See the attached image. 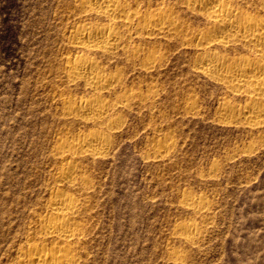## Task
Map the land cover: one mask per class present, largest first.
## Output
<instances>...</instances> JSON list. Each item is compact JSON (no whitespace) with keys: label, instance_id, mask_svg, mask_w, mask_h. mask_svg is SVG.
<instances>
[{"label":"rangeland","instance_id":"obj_1","mask_svg":"<svg viewBox=\"0 0 264 264\" xmlns=\"http://www.w3.org/2000/svg\"><path fill=\"white\" fill-rule=\"evenodd\" d=\"M128 1L141 11L177 7L174 16L187 31H134L124 41L140 48L138 57L119 51L97 58L105 73L121 75L115 93L102 98L138 94L106 123L118 125L109 153L79 160L90 180L84 264H264V127L223 119V97L243 107L245 96L194 69L197 52L188 44H195L191 33L206 30L202 13L184 0ZM73 4L0 0V264H16L18 245L43 212L51 174L61 165L53 156L60 137L72 140L105 128L77 124L61 110L64 96H93L82 83L72 87L62 73L65 57L80 56L68 51L70 30L106 22L82 21ZM246 9L264 15L260 7ZM231 50L230 56L245 54ZM152 51L157 62L151 68L144 56ZM165 142L168 149L157 153ZM190 196L203 201L206 211L185 208ZM187 223L199 227L190 245L180 239ZM173 251L184 262L172 259Z\"/></svg>","mask_w":264,"mask_h":264},{"label":"bare ground","instance_id":"obj_2","mask_svg":"<svg viewBox=\"0 0 264 264\" xmlns=\"http://www.w3.org/2000/svg\"><path fill=\"white\" fill-rule=\"evenodd\" d=\"M184 1L187 8L195 10L196 13L199 11L206 20V30L191 33V40L188 39L195 43L188 45L193 46L197 52L194 69L200 75L220 83L231 93L243 94L247 101L246 106L236 107L230 103L227 96L223 97L221 101L223 119L231 120V117L244 119L253 129L254 127L262 129L264 127V15L251 14L246 8L260 7L264 12V0H242V3L239 2L240 0ZM73 5L75 15L83 19L82 21L95 17L106 22L103 24L94 21L85 22L70 30L69 36L72 42L68 51L80 56L65 57L62 73L69 83H76L75 85L82 83V86L88 88L93 96L87 99L64 96L65 98H60L61 110L65 117L75 118L74 120L79 122L77 124L92 123L105 125V128L77 136L72 140L60 137V144L55 146L53 156L61 161V165L51 174L54 185L42 207V214L32 221V231L27 233L26 243L17 247L16 264H84L88 258L85 244L89 236L86 211L89 206L87 193L90 180L79 160H95L109 153L113 145L110 133L118 127L119 122L115 124L117 127L106 123L112 122L111 113L114 114L117 108L127 106V101L138 94L126 92L119 98L116 97V101L111 102L102 98L103 93L116 91V86L121 82V75L105 73L104 65L98 59L103 56L113 57L119 51L129 56H137L140 48L126 45V40L124 41V38L133 36L134 31L139 35L142 32L147 35L168 33L172 36L187 31L184 23L174 16L177 7L171 8V5L166 10L154 11L136 9L128 0H74ZM236 48L245 50V54L237 53L230 56L229 50ZM155 54L152 51L144 56L151 68L157 62ZM108 120L110 122H107ZM166 143L157 146L158 149L155 147L157 153L168 149L169 145L167 146ZM191 197L185 198L183 202L185 208L194 213H201L206 209L207 205L203 201L197 202L198 200H194L195 197L193 199ZM198 228L195 223L182 224L180 228L182 243L189 245L195 243ZM172 259L184 262L179 252L173 251Z\"/></svg>","mask_w":264,"mask_h":264}]
</instances>
